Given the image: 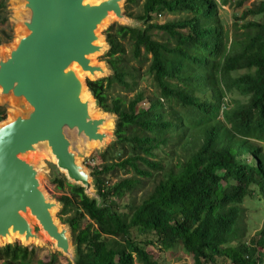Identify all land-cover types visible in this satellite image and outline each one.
Returning a JSON list of instances; mask_svg holds the SVG:
<instances>
[{
	"label": "trees",
	"instance_id": "trees-1",
	"mask_svg": "<svg viewBox=\"0 0 264 264\" xmlns=\"http://www.w3.org/2000/svg\"><path fill=\"white\" fill-rule=\"evenodd\" d=\"M140 1L135 15L131 7ZM221 1L126 0L127 18L145 26L104 31L112 75L86 81L97 107L116 117L115 139L91 172L101 203L64 176L53 179L58 190L69 189L59 201L63 215L73 212L65 221L75 264H158L150 248L177 247L193 264H264V226L244 241V205L264 209V1L244 9L231 31ZM160 12L178 18L150 22ZM127 45L132 60L148 61L154 90L110 99L112 86L130 90L141 78ZM234 95L241 100L229 104ZM5 117L0 108V122ZM120 171L127 176L109 184ZM146 182L150 190L133 197ZM36 256L33 246L0 247L2 264H34Z\"/></svg>",
	"mask_w": 264,
	"mask_h": 264
},
{
	"label": "water",
	"instance_id": "water-1",
	"mask_svg": "<svg viewBox=\"0 0 264 264\" xmlns=\"http://www.w3.org/2000/svg\"><path fill=\"white\" fill-rule=\"evenodd\" d=\"M12 1L22 17L15 44L0 53V103L8 100L12 111L10 120L0 124V244L17 236L27 247L30 241L44 244L46 237L75 264L69 230L55 221L57 204L42 190L41 166L28 155L43 151L68 184L101 203L91 173L77 162L72 148L103 147L110 138L107 124L116 117H97L96 102L75 68L91 81L109 77L93 63L106 49L98 31L113 20L130 22L122 8L126 0ZM85 92L89 98L83 100ZM34 222L43 237L34 232Z\"/></svg>",
	"mask_w": 264,
	"mask_h": 264
},
{
	"label": "rangeland",
	"instance_id": "rangeland-1",
	"mask_svg": "<svg viewBox=\"0 0 264 264\" xmlns=\"http://www.w3.org/2000/svg\"><path fill=\"white\" fill-rule=\"evenodd\" d=\"M92 2H98L101 0H88ZM264 0H226L225 3L221 1V4L219 6V15L220 18L226 27L227 30L231 31L233 28V24L236 23L237 17L241 14V12L249 8L253 4H257ZM141 2H139L138 5L132 6L131 10L136 15L140 13V5ZM125 1L122 3L123 13L124 11ZM17 13V14H16ZM20 17H22V14L15 10V5L13 4L12 0H5V9H2L0 11V39L2 40V43L0 44V53H6L7 48L14 45L18 34L16 32V29L18 28L17 22L20 21ZM2 18H6L5 21H2ZM178 18L176 15H166L164 12H160V14L153 13L150 18V22L156 23L158 25L164 24L166 21L174 20ZM130 22L125 24L122 22H119L117 20H113L111 22H106L102 28L99 29L98 34L101 36L102 41L105 42L104 37V31L107 30L111 25L118 24V25H124V26H131V27H143L145 26L142 23H139L133 19H130ZM250 20V19H248ZM1 32H5L10 36L9 40H4L3 35ZM153 38L156 40L162 39L161 33L157 31L152 32ZM108 50V46L106 44V49L95 56L93 59V63L95 65H100L105 68L109 72L108 76H111L112 73L109 70L104 55ZM126 52H127V58L130 61V65L132 67H135L139 70L141 74V78L137 79L136 86H133L132 89L127 90L120 88L116 85L112 86L111 89L108 90L109 98H115V97H122L124 99H130L137 91H145L147 93H151L154 89L152 87L150 77L147 75V67H148V61L142 59V57L139 60H132L130 57V47L129 45L126 46ZM79 78L85 83L87 80L91 81V78L87 74H78ZM101 77L97 76V80ZM129 82V80H128ZM241 97H238L236 95L232 96L230 99H228L229 104H233L235 101H240ZM0 108H3L5 110V120L3 122H0V124L10 120V106L7 102L0 103ZM94 111L101 116H104L106 113H103L96 104H94ZM96 114V115H98ZM114 116V115H113ZM99 117V116H97ZM115 117V116H114ZM114 125H115V119L112 121V127L107 130V132L110 134V138H108L103 147L94 146L90 149V147L84 152L80 151L77 147L72 148L73 152H75L77 156V162L83 166L89 173L92 172V168L100 165L99 160V154L104 152V150L110 145L112 141H114ZM31 161L30 159H28ZM41 174L39 175V181L41 184V188L44 191L47 198L57 204L56 209L53 211V216L55 218V221L60 225L62 228H67L69 230V238L71 241V247L74 249L75 252V246L73 245V240L71 236V231L66 224V219L73 217V212H69L67 214H62L61 210L63 208V204L59 201L60 197L64 194L69 195V189L65 188L63 191L58 190L56 185L53 184V179L60 178L64 176V174L59 171L56 168L55 162L51 160L48 156L45 158H42L41 160ZM117 176H111L109 184H114L117 182L118 178L126 177L127 175H123V173L120 171L119 173H116ZM130 176V174H129ZM92 180V178H91ZM93 183V180H92ZM94 187V186H93ZM151 187L150 182L143 183V186L140 189H136L133 193V197H136L138 200L141 199L149 190ZM95 193V190H94ZM244 215L246 217V233L244 241L248 242L249 238H253L256 236L264 226V217L260 216L264 213V209L257 211V207L253 204L246 203L244 205ZM259 212V213H258ZM87 223V221L80 222L81 228ZM33 230L35 233L41 235L43 237V234L38 227L37 223H32ZM44 244H38L34 243L33 241H30L27 246H33L36 248L37 256L34 261V264H71L70 260L64 256L62 253L57 251L54 248V242L49 240L46 237H43ZM15 243H19L22 245V241L19 238H13V240H10L8 242H2L0 244L1 247H4L6 245H13ZM150 253L152 255V258L154 261L158 262V264H193L192 256L189 253H186L183 249L177 247L176 249H173L171 251L160 253L158 250L154 248H150ZM52 256L55 257L54 263L51 262ZM0 264H2L0 262ZM137 264V263H135ZM209 264V263H207ZM214 264H226V261H223L221 259H217Z\"/></svg>",
	"mask_w": 264,
	"mask_h": 264
},
{
	"label": "bare ground",
	"instance_id": "bare-ground-1",
	"mask_svg": "<svg viewBox=\"0 0 264 264\" xmlns=\"http://www.w3.org/2000/svg\"><path fill=\"white\" fill-rule=\"evenodd\" d=\"M17 14V13H16ZM18 30H20L19 29V27L16 29V31L18 32ZM76 69V72H77V74H81L80 73V71L77 69V68H75ZM83 100H86V99H88L89 98V94L87 93V92H85L84 94H83ZM5 102H8V100H5ZM10 111H11V109H10ZM12 112V111H11ZM98 114V113H97ZM99 116V115H98ZM112 127V122L110 121L108 124H107V128L109 129V128H111ZM94 146H96V145H92L91 147H90V149L92 148V147H94ZM46 158L47 157V154H44V152L42 151L40 154H38V155H28V159H30L33 163H35L36 165H38L39 167L41 166V160H42V158ZM18 238L17 236H12V237H7V238H5L4 240H2V242H8V241H10L11 239H13V238ZM19 239H21V241H23V238H19Z\"/></svg>",
	"mask_w": 264,
	"mask_h": 264
}]
</instances>
